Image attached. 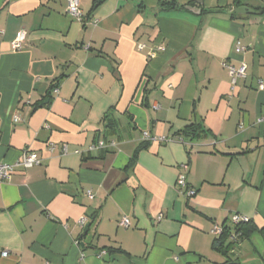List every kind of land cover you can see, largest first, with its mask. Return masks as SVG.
Segmentation results:
<instances>
[{
  "label": "crops",
  "instance_id": "crops-1",
  "mask_svg": "<svg viewBox=\"0 0 264 264\" xmlns=\"http://www.w3.org/2000/svg\"><path fill=\"white\" fill-rule=\"evenodd\" d=\"M239 1L0 0V164L41 162L0 184V264H264V0ZM234 215L255 230L220 252Z\"/></svg>",
  "mask_w": 264,
  "mask_h": 264
},
{
  "label": "built area",
  "instance_id": "built-area-1",
  "mask_svg": "<svg viewBox=\"0 0 264 264\" xmlns=\"http://www.w3.org/2000/svg\"><path fill=\"white\" fill-rule=\"evenodd\" d=\"M79 4L80 0H66V12L69 14L71 17L76 19L77 21L81 22L82 21V14L79 10ZM26 43V32L21 30L15 40L11 44V50L13 52H17L23 49L24 45ZM141 49V48H140ZM236 50L241 51L243 48L240 46L239 43L236 44ZM229 73V76L231 78V85L232 87L235 86L236 80L237 79H244L246 76V66L244 64H241L238 68H234L231 66L224 65ZM258 85V90L264 91V84L261 80L257 82ZM54 94L58 93V88H55L53 90ZM143 139L146 141H154L156 140L153 137H150L149 134L144 133L143 134ZM159 141L165 142L166 139L161 138ZM263 143H264V134H263ZM112 148L115 147L114 142H104V141H98L95 144H92L87 147L86 151L90 153H95L100 150H105L107 148ZM50 150H53L54 144H49ZM61 153L66 154L67 153V147L65 145L62 146L61 148ZM74 153L77 155H80L82 151L80 149L74 150ZM40 159L38 156L34 153L31 152H23L21 158L14 162L13 164H0V184L8 181L11 177V175L17 170V169H23V170H28L33 167L39 166L40 165ZM184 171L187 170V165H184L181 167ZM176 185L179 189V193L182 196H185L186 198H190L195 195V191L186 183L184 176H180L176 182ZM87 198L91 199L92 194L90 191L86 192ZM250 220L244 216L241 215H234L231 219L232 225L236 228L241 224L247 223ZM86 225V219L82 218L78 222V226L81 228V230H84V227ZM119 225L122 226L123 228H127L129 226V221L127 218H122L121 221L119 222ZM225 228L224 226H218L215 225L213 229L211 230V234L218 238L222 235L224 232ZM240 237V232L235 230L233 233L230 234V239L231 241H236ZM79 243V242H78ZM8 255V252H2L1 256L6 257Z\"/></svg>",
  "mask_w": 264,
  "mask_h": 264
},
{
  "label": "trees",
  "instance_id": "trees-1",
  "mask_svg": "<svg viewBox=\"0 0 264 264\" xmlns=\"http://www.w3.org/2000/svg\"><path fill=\"white\" fill-rule=\"evenodd\" d=\"M100 1V0H98ZM240 5L239 0H234V6L238 7ZM162 8H168V9H173L176 7L175 4H163L161 6ZM207 135V131L202 129L201 126L198 125H190L184 129L183 132H181L178 136H180V139L182 140H188V139H196V138H201L205 137ZM144 146V145H143ZM251 221L241 224L238 227L235 228L238 232H240V238H243V236L249 235L252 231L255 230V228L250 224ZM262 231V230H261ZM230 232H228L226 229L222 233L219 239L214 240V248L222 252L224 249H227L230 244H225L224 241L227 240L228 237H230ZM229 235V236H228ZM84 237V234L82 235ZM225 247V248H224Z\"/></svg>",
  "mask_w": 264,
  "mask_h": 264
},
{
  "label": "water",
  "instance_id": "water-1",
  "mask_svg": "<svg viewBox=\"0 0 264 264\" xmlns=\"http://www.w3.org/2000/svg\"><path fill=\"white\" fill-rule=\"evenodd\" d=\"M197 4H200L202 0H195ZM235 13L237 14H246V13H250V14H255L256 12L255 11H252L248 8H245V7H240V8H237L235 10ZM90 224L87 223L84 227V230H83V234L85 235L87 232H88V228H89Z\"/></svg>",
  "mask_w": 264,
  "mask_h": 264
}]
</instances>
